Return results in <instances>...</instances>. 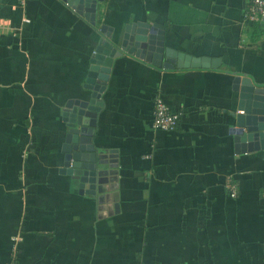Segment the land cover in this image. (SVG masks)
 <instances>
[{
    "label": "crops",
    "instance_id": "obj_1",
    "mask_svg": "<svg viewBox=\"0 0 264 264\" xmlns=\"http://www.w3.org/2000/svg\"><path fill=\"white\" fill-rule=\"evenodd\" d=\"M250 1L97 0L92 23L64 0H0V264H264V147L242 150L232 129L241 78L264 88ZM135 22L209 66L123 53L90 103L100 26ZM156 95L173 129L153 126ZM77 106L101 156L95 192L62 166Z\"/></svg>",
    "mask_w": 264,
    "mask_h": 264
},
{
    "label": "water",
    "instance_id": "obj_2",
    "mask_svg": "<svg viewBox=\"0 0 264 264\" xmlns=\"http://www.w3.org/2000/svg\"><path fill=\"white\" fill-rule=\"evenodd\" d=\"M64 1L78 13L84 14L86 19L92 23L95 22L97 0ZM100 28L105 36L100 38L92 52L90 71L87 77V81L90 82L88 87L91 89L90 103H96L94 100L100 97L113 59L123 53L133 54L154 65L163 67L209 66L204 61L206 58H202L203 61L200 62L198 58L164 46L162 30H158L157 27L155 28L147 22L127 24L122 33L115 37L111 26L102 24ZM173 56L177 57V60ZM188 59L194 60V62H190ZM241 80L243 85L238 95L235 125L232 128L236 146L241 145L242 150L252 149L251 141L257 137L261 141L260 145L264 147V88H252L251 85H248L250 80L246 76ZM80 107H73L65 116L68 130L62 146L64 150L62 166L63 170L78 180L80 187H83L85 182H89L90 188L87 191L95 192L97 179L99 180V176L104 171L99 168L101 156L97 154L90 137L94 126L81 124L82 120L85 122L88 118H82ZM85 114H87L86 117L92 116L93 122L94 112ZM247 145L250 147L245 148Z\"/></svg>",
    "mask_w": 264,
    "mask_h": 264
},
{
    "label": "built area",
    "instance_id": "obj_3",
    "mask_svg": "<svg viewBox=\"0 0 264 264\" xmlns=\"http://www.w3.org/2000/svg\"><path fill=\"white\" fill-rule=\"evenodd\" d=\"M264 18V0H251L244 11V19L249 21H257ZM178 113L169 109L160 95L154 98L153 108V126L160 129H173L176 126ZM227 187L229 194L235 196L237 187L234 182H228ZM8 264H17L12 261Z\"/></svg>",
    "mask_w": 264,
    "mask_h": 264
}]
</instances>
